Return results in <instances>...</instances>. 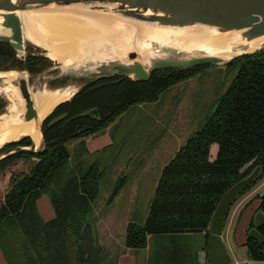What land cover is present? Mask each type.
<instances>
[{
	"label": "trees",
	"instance_id": "obj_1",
	"mask_svg": "<svg viewBox=\"0 0 264 264\" xmlns=\"http://www.w3.org/2000/svg\"><path fill=\"white\" fill-rule=\"evenodd\" d=\"M47 63L40 55L26 54L20 60L9 44L0 42V71L25 70L32 76L47 68ZM205 66L158 69L145 82L127 76L86 82L42 121L39 150L0 158V174L14 167L17 160L35 159L25 172L9 173L0 202V248L5 246L10 252L3 253L7 263L69 264L63 241L70 237L75 246V264H106L103 250L96 242L95 218L91 215L98 181L106 168L100 169L96 159L83 164L81 157L87 154L84 139L103 130L129 107L156 101L161 91L189 79ZM223 66L233 72L228 86L201 127L161 167L143 222L126 225L125 247H145L148 235L203 232L205 249L206 226L220 195L255 166L261 169L257 179L241 194L264 180V49L238 56ZM4 105L0 99V112ZM93 108L97 118L80 116ZM61 114L65 115L63 119L47 125ZM72 141L76 143L70 151L66 146ZM30 144V139L24 137L4 144L0 152ZM211 144L216 145L212 159ZM70 161H74L72 167H68ZM249 161V167L240 173L239 169ZM123 182V175L115 180L100 213L113 202ZM260 191L255 211L264 214V186ZM41 195L48 198L52 208L53 216L46 221L36 210V200ZM251 226L250 220L248 228ZM256 229L264 235V225ZM243 245L247 258L264 259L263 245L253 239H245ZM171 250L161 253L160 258L184 260L186 255L181 247ZM156 264L162 262L158 260Z\"/></svg>",
	"mask_w": 264,
	"mask_h": 264
},
{
	"label": "rangeland",
	"instance_id": "obj_2",
	"mask_svg": "<svg viewBox=\"0 0 264 264\" xmlns=\"http://www.w3.org/2000/svg\"><path fill=\"white\" fill-rule=\"evenodd\" d=\"M26 54L43 56L48 61V67L60 64L59 61L47 58L43 49L34 48V45L31 46L27 41L24 42L23 51V55ZM22 71L30 80V74L25 70ZM232 76L233 72L226 71L223 63L207 65L189 79L161 91L156 101L129 107L107 127L94 134L95 136L111 135V144L108 147L97 153L81 157L84 165H88L96 159L100 169L106 168L98 181V192L93 201L91 213L92 218H95L93 228L96 242L103 250L106 264H113L115 260L119 259L122 262L123 257H131L132 264H156L158 260L162 264H209L206 259L201 261L198 256L201 251L206 249V246L204 249L203 232L148 235L145 247L136 249L125 247L123 240L127 223L141 224L146 217L161 167L185 143L187 137L201 127L205 117L213 110L216 99L228 86ZM64 84L77 88L80 85V80L70 77L66 78ZM3 91L15 94V92L4 88ZM0 99L6 104L2 96ZM4 108L5 105L3 110ZM75 143L76 141L68 143L67 149L72 151ZM215 151L216 145L211 144L209 155L213 157ZM34 160H17L14 167L0 174V202L7 189L5 176L8 177L12 170L13 172H25L30 162ZM73 164L74 161H70L68 167H72ZM142 167L146 169H142ZM121 175L124 176L121 195L115 203L112 202L100 213L113 183ZM262 181L241 194L228 211L235 208L241 200L243 202L238 213L245 207L251 210L256 208L259 202L256 195L261 192ZM132 192L134 193L130 197L128 194ZM36 210L44 221L53 216L52 208L45 195L36 201ZM231 211L227 212V217ZM220 236L223 237V229ZM230 240L229 232L228 241L230 242ZM63 245L70 261L69 264H75V246L72 239L66 237ZM174 247L183 249L186 255L184 260L179 262V259L175 261L173 257H170L171 261L168 257L160 258ZM5 249V246L2 250L0 248V256H3V253L10 254ZM225 250L232 261L234 253L232 254L226 246ZM162 259L164 260L162 261Z\"/></svg>",
	"mask_w": 264,
	"mask_h": 264
},
{
	"label": "water",
	"instance_id": "obj_3",
	"mask_svg": "<svg viewBox=\"0 0 264 264\" xmlns=\"http://www.w3.org/2000/svg\"><path fill=\"white\" fill-rule=\"evenodd\" d=\"M48 8L81 9L113 15L125 21L152 24L159 27L206 26L215 32L234 31L238 35L239 42H258V48L251 52L264 49V0H0V42L9 44L20 60L24 58V42L27 40L23 38V24L17 13ZM141 43L142 40L135 41L137 45ZM34 48L37 47L34 46ZM251 52L241 53L229 59L195 51H164L159 53L150 51L144 57L143 54L130 49L124 53L122 58H104L97 61L86 56L81 63L75 66L64 68L62 64H56L32 75L30 80L24 75V71L13 70L23 75L19 76L14 84L22 102V108L18 115L20 124L17 129L20 132L23 128L29 127L31 131H39L41 137L40 126L42 121L58 104L65 101L57 103L39 121L36 113L37 107L29 94L30 85L41 92L43 88L56 90L68 86L64 82L66 78L70 77H73L74 80H80V85L77 86L76 91L86 82L105 77L127 76L133 80L145 82L148 80V75L158 69H183L224 64ZM138 59L144 61L145 64H142ZM86 115L97 118V111L93 108L80 114V116ZM64 116V114L56 116L47 125L51 126L57 123ZM24 137L30 139L31 144L29 146L8 148L0 152V158L10 153H30L41 148V138L39 148L36 149L29 136H21L16 140L5 142L1 146ZM250 164L251 161L245 163L239 172H245ZM260 170L259 166H255L246 176L231 184L220 195L206 226L208 232L206 250L198 254L201 261L207 259L209 264H231L220 233L229 207L241 192L257 179ZM251 224L252 226L246 231L245 239H253L264 246V235L256 229L264 225V214L260 210L253 213Z\"/></svg>",
	"mask_w": 264,
	"mask_h": 264
},
{
	"label": "bare ground",
	"instance_id": "obj_4",
	"mask_svg": "<svg viewBox=\"0 0 264 264\" xmlns=\"http://www.w3.org/2000/svg\"><path fill=\"white\" fill-rule=\"evenodd\" d=\"M17 16L23 24V38L43 49L47 58L59 61L64 68L81 63L86 56L97 61L122 58L130 49L144 57L150 51H195L229 59L258 48L257 41L239 42L234 31L215 32L206 26L159 27L81 9L29 10L18 12ZM140 40L141 44H135ZM19 76L23 75L13 70L0 72V96L7 100L0 114V146L21 136H29L37 148L41 138L39 131H31L29 127L20 132L17 129L22 102L14 84ZM3 88L15 94L5 92ZM75 91V86H66L56 90L43 88L38 92L30 85L29 94L37 107V119L40 121L57 103L67 100Z\"/></svg>",
	"mask_w": 264,
	"mask_h": 264
},
{
	"label": "crops",
	"instance_id": "obj_5",
	"mask_svg": "<svg viewBox=\"0 0 264 264\" xmlns=\"http://www.w3.org/2000/svg\"><path fill=\"white\" fill-rule=\"evenodd\" d=\"M110 137L111 136L109 134H106V135L102 134L99 136H95L93 134L89 137H86L84 139V146H85V149L87 151V154L97 153L98 151L108 147V145L111 144V138ZM209 157L211 159L214 158V156L211 157V155H209ZM146 168H147V166H146ZM146 168L142 167V169H146ZM7 180H8V177L5 176V183H7ZM263 186H264V180L261 183V187H263ZM129 191H130V188H129ZM133 193L134 192L129 193L128 195L130 197H132ZM120 195H121V189L118 191L116 197L113 200V203L116 202V200L118 199V197ZM41 196H44V195H41ZM242 202H243V200H241V202L235 208L230 209V210H232L231 213L229 214L228 217L226 216L227 218L225 217L224 224L226 223V220H227V223L222 228L223 229V237L221 239L223 240V243L226 246V248L230 249L232 254L234 253V255H235L233 257L232 261L230 260L231 263L233 262V260H236L237 261L236 264H264V259L263 260L249 259L246 256V251H245V247H244L243 243L245 241L246 230L248 228V225H249V222L252 218V215L255 212V208L253 210H251L250 208L245 207V209L243 211L238 213V209L241 206ZM229 232L231 234L230 242L228 241ZM0 254H1V252H0ZM121 260H122V262L120 261V259L115 260L114 263L115 264H132V262H133V259L131 257H127V258L123 257V259H121ZM0 264H8L2 255L0 256Z\"/></svg>",
	"mask_w": 264,
	"mask_h": 264
},
{
	"label": "built area",
	"instance_id": "obj_6",
	"mask_svg": "<svg viewBox=\"0 0 264 264\" xmlns=\"http://www.w3.org/2000/svg\"><path fill=\"white\" fill-rule=\"evenodd\" d=\"M236 263H237V261L236 260H233V262L231 264H236Z\"/></svg>",
	"mask_w": 264,
	"mask_h": 264
}]
</instances>
